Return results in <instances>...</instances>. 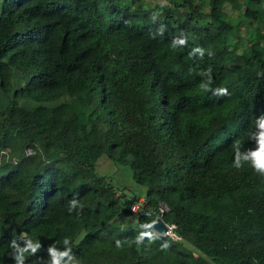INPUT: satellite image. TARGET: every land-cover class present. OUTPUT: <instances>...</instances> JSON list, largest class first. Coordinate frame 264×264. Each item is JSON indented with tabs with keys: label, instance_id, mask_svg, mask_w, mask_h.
I'll return each instance as SVG.
<instances>
[{
	"label": "trees",
	"instance_id": "obj_1",
	"mask_svg": "<svg viewBox=\"0 0 264 264\" xmlns=\"http://www.w3.org/2000/svg\"><path fill=\"white\" fill-rule=\"evenodd\" d=\"M0 92V264H264V0H0Z\"/></svg>",
	"mask_w": 264,
	"mask_h": 264
},
{
	"label": "rangeland",
	"instance_id": "obj_2",
	"mask_svg": "<svg viewBox=\"0 0 264 264\" xmlns=\"http://www.w3.org/2000/svg\"><path fill=\"white\" fill-rule=\"evenodd\" d=\"M226 9L232 13L235 14V11L231 10L229 6L226 5ZM13 82L15 86H23L24 85V78H19L14 76ZM6 96V97H5ZM7 98H9L8 95L3 94L0 92V108H3L6 104ZM32 102L28 105H31ZM97 170L101 173L107 174L110 180L118 187L120 190L121 187H124L123 191L126 192L128 197H134L138 198L139 196L143 197L145 192V187L141 184H138L135 182L132 176V171L129 168V166L120 165L117 166L113 164L111 161L107 159H103L99 162L97 165ZM162 210L166 209L164 205H161ZM130 217H125L123 219L124 223L130 222Z\"/></svg>",
	"mask_w": 264,
	"mask_h": 264
},
{
	"label": "clouds",
	"instance_id": "obj_3",
	"mask_svg": "<svg viewBox=\"0 0 264 264\" xmlns=\"http://www.w3.org/2000/svg\"><path fill=\"white\" fill-rule=\"evenodd\" d=\"M202 87H205L202 85ZM218 94H223L227 95V89L226 88H221L217 89ZM259 127L262 129V131L259 134V148L256 151H253L250 153L251 156V167L253 170L259 174L261 177H264V117H262L259 121ZM247 160L248 157H240L239 155L236 157L234 161V166L236 168H241L242 163L241 160ZM141 199L143 201V197L139 196L138 199ZM78 205V201L73 198V200L70 202V211L73 207H76ZM164 205V204H162ZM165 206V205H164ZM131 208V207H130ZM166 208V207H165ZM166 210V209H164ZM163 211V210H162ZM167 223V222H166ZM168 224V229H169V223ZM173 230V229H172ZM174 231V230H173ZM165 234H168L167 232ZM169 235V234H168ZM174 236V235H173ZM140 238H138L137 242H139ZM63 243L65 245L69 244L68 239H64ZM120 242L117 241V246L119 247ZM39 244H31L29 243L25 249H20L18 246L16 247V252L18 253L15 257V260L17 264H20V261L24 258L23 257V252L30 250L32 253H35L37 248H39ZM49 252L51 254V264H61L62 259L64 256L68 255V251L66 250L64 253H56L52 248L49 249ZM71 259V257H69Z\"/></svg>",
	"mask_w": 264,
	"mask_h": 264
},
{
	"label": "water",
	"instance_id": "obj_4",
	"mask_svg": "<svg viewBox=\"0 0 264 264\" xmlns=\"http://www.w3.org/2000/svg\"><path fill=\"white\" fill-rule=\"evenodd\" d=\"M151 227L159 234H165L168 231V224L163 220L162 215L158 214L152 221Z\"/></svg>",
	"mask_w": 264,
	"mask_h": 264
},
{
	"label": "built area",
	"instance_id": "obj_5",
	"mask_svg": "<svg viewBox=\"0 0 264 264\" xmlns=\"http://www.w3.org/2000/svg\"><path fill=\"white\" fill-rule=\"evenodd\" d=\"M140 201H142V200L139 198V199L137 200V202H135V203H133V204L131 205V209H132L133 211H137V209L140 207V205H141ZM173 227H174L173 224H170V225H169V229H168L167 233H168L170 236H173V235H174V231L172 230Z\"/></svg>",
	"mask_w": 264,
	"mask_h": 264
}]
</instances>
